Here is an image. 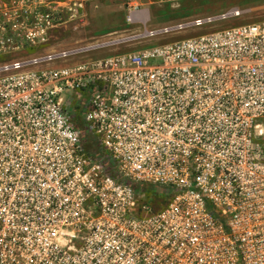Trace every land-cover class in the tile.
Returning <instances> with one entry per match:
<instances>
[{"label":"built area","instance_id":"obj_1","mask_svg":"<svg viewBox=\"0 0 264 264\" xmlns=\"http://www.w3.org/2000/svg\"><path fill=\"white\" fill-rule=\"evenodd\" d=\"M19 3L0 0V264H264V17L73 61L114 41L27 48L81 2Z\"/></svg>","mask_w":264,"mask_h":264},{"label":"rangeland","instance_id":"obj_2","mask_svg":"<svg viewBox=\"0 0 264 264\" xmlns=\"http://www.w3.org/2000/svg\"><path fill=\"white\" fill-rule=\"evenodd\" d=\"M77 1L81 2V7L76 11L65 8L59 10L62 22L53 24L47 30L45 40L27 48L28 53L79 48L113 40L114 42L94 46L79 53L73 61L96 59L170 43L207 31L254 22L264 17V0H136L138 10L135 12V20L131 22L126 20L127 0ZM230 7H237L242 13L237 17L200 26H188L151 36L144 35L147 30L213 16ZM3 10L0 9V12ZM1 16L6 15L0 14ZM147 199L155 208L166 201L163 193L160 196L158 194L155 199Z\"/></svg>","mask_w":264,"mask_h":264},{"label":"trees","instance_id":"obj_3","mask_svg":"<svg viewBox=\"0 0 264 264\" xmlns=\"http://www.w3.org/2000/svg\"><path fill=\"white\" fill-rule=\"evenodd\" d=\"M80 108L76 107V111L74 114V121H76V123H80ZM86 145V150L90 149L93 147L92 142L91 141H87L85 143ZM106 164H110V162L106 161ZM142 190L144 192V196L147 199L148 197H150L151 199H155L156 196L158 197V194L160 196V194H162L161 190L156 187V186H151V185H144L142 186ZM160 198V197H159ZM158 199V198H157ZM148 200V199H147ZM150 201V200H149ZM151 202V201H150ZM151 204H153L151 202ZM164 204V203H163Z\"/></svg>","mask_w":264,"mask_h":264},{"label":"flooded vegetation","instance_id":"obj_4","mask_svg":"<svg viewBox=\"0 0 264 264\" xmlns=\"http://www.w3.org/2000/svg\"><path fill=\"white\" fill-rule=\"evenodd\" d=\"M20 0H8L9 5L13 8L16 6H22L20 3ZM23 2V0H22Z\"/></svg>","mask_w":264,"mask_h":264}]
</instances>
